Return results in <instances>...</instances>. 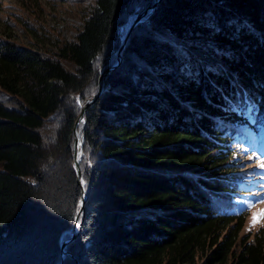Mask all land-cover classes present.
<instances>
[{
	"label": "trees",
	"instance_id": "obj_1",
	"mask_svg": "<svg viewBox=\"0 0 264 264\" xmlns=\"http://www.w3.org/2000/svg\"><path fill=\"white\" fill-rule=\"evenodd\" d=\"M156 1L95 0L55 52L0 37V264H264L222 166L236 127L264 150V0H160L79 122V183L75 126Z\"/></svg>",
	"mask_w": 264,
	"mask_h": 264
},
{
	"label": "rangeland",
	"instance_id": "obj_2",
	"mask_svg": "<svg viewBox=\"0 0 264 264\" xmlns=\"http://www.w3.org/2000/svg\"><path fill=\"white\" fill-rule=\"evenodd\" d=\"M94 2L95 0H0V37H9L22 46L40 51L55 52L63 43L76 37L90 15ZM121 31L126 34L123 28ZM0 101L9 109L18 108L16 102L2 91ZM239 131L242 130L236 127V132ZM243 131L249 132L250 128L246 126ZM237 133L227 138L229 160L222 166L230 167H225L223 171L240 173L248 191L241 200L242 207L249 213L241 236L256 233L263 235L264 219L252 227V218L264 212V171L247 157L253 153L264 156V150L250 146L244 133L241 138H236ZM244 149L248 151L245 152Z\"/></svg>",
	"mask_w": 264,
	"mask_h": 264
},
{
	"label": "water",
	"instance_id": "obj_3",
	"mask_svg": "<svg viewBox=\"0 0 264 264\" xmlns=\"http://www.w3.org/2000/svg\"><path fill=\"white\" fill-rule=\"evenodd\" d=\"M160 0H157L155 2V4L153 5V7H151L150 9H148L147 11H144L142 13H140L137 17H136V20L134 22V24L130 27V29L127 30L125 36H124V40H123V44H122V47H121V50H120V54H119V57H118V60H117V63L114 67L108 69L104 74H103V77H102V86H101V89H100V92L98 95H96L90 102L86 103V105L84 106L83 108V111H82V115L81 117L79 118L76 126H75V148L77 149V152H76V160H75V169H76V173H77V176L79 178V183L81 184V173H80V169H79V162H80V154H81V148L78 149V143H80V145L82 146V141L79 139V133H78V126H79V122L81 121L82 117L84 116V114L86 113V110L87 108L92 104L94 103L95 101H97V99L100 97V95L102 94L103 90H104V80L107 78L108 74L115 71V69L120 65L121 61H122V57H121V54L123 53V50L125 48V44L132 32V30L139 24L141 23H144L146 22L151 16L152 14L154 13V10L155 8L157 7V5L159 4ZM82 188L84 189L83 185H82ZM86 199H87V196L84 192V195H83V199H82V207H84V203L86 202ZM78 227H79V223L77 222L76 224V227L74 229V231L72 232V239L76 237L77 235V231H78ZM69 241L65 242V244L62 245V249H63V257L65 256H68L69 253L65 251V247L67 245Z\"/></svg>",
	"mask_w": 264,
	"mask_h": 264
},
{
	"label": "snow or ice",
	"instance_id": "obj_4",
	"mask_svg": "<svg viewBox=\"0 0 264 264\" xmlns=\"http://www.w3.org/2000/svg\"><path fill=\"white\" fill-rule=\"evenodd\" d=\"M254 109V105L249 104L248 105V113L249 116H251L252 112ZM245 152L248 151V149H244ZM248 160L254 161L256 167H258L260 170L264 171V156H258L255 153H253L252 155H249L247 157ZM252 165H249V167H251ZM264 219V212H261L257 215H254L252 218V227H255L258 223L261 222V220Z\"/></svg>",
	"mask_w": 264,
	"mask_h": 264
},
{
	"label": "bare ground",
	"instance_id": "obj_5",
	"mask_svg": "<svg viewBox=\"0 0 264 264\" xmlns=\"http://www.w3.org/2000/svg\"><path fill=\"white\" fill-rule=\"evenodd\" d=\"M135 18L136 17L134 15L129 17V19H128L126 25H125V27L123 28V32H124V30H126V32H127V30L130 29V27L134 24V22L136 20ZM80 148H81V145H80V143H78V149H80Z\"/></svg>",
	"mask_w": 264,
	"mask_h": 264
}]
</instances>
